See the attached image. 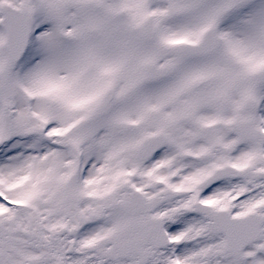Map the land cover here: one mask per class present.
I'll return each instance as SVG.
<instances>
[{"label": "snow or ice", "instance_id": "6c2138e0", "mask_svg": "<svg viewBox=\"0 0 264 264\" xmlns=\"http://www.w3.org/2000/svg\"><path fill=\"white\" fill-rule=\"evenodd\" d=\"M0 264H264V0H0Z\"/></svg>", "mask_w": 264, "mask_h": 264}]
</instances>
